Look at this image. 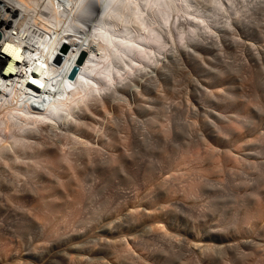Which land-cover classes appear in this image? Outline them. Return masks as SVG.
I'll return each mask as SVG.
<instances>
[{
  "label": "bare ground",
  "instance_id": "1",
  "mask_svg": "<svg viewBox=\"0 0 264 264\" xmlns=\"http://www.w3.org/2000/svg\"><path fill=\"white\" fill-rule=\"evenodd\" d=\"M113 1L115 0H96L93 21L81 23L78 30H72L67 24L77 10L78 0H0V192L3 191V196L11 206L18 205V210L23 208V201H20L26 195L31 194L37 198L41 204L40 209H43L45 225H50L49 230L48 227L46 229L48 232L53 226L52 213L55 212L56 199L62 194L67 195V189L71 185L76 184L80 188L90 185V180L73 177V174L90 173L103 167H107L109 171H120L126 164L123 159H128L127 162L140 155H153L154 152L160 155L166 152L168 118L164 108L159 111L156 109L154 99L161 96L170 70L168 37L179 42L185 39L183 31L174 32V17L180 10H185L186 16L190 15L189 5L183 3L191 0H167L170 12L166 13L168 15L163 14L161 18L156 12V0H129L137 9L134 18L118 22L101 21L99 15H107ZM210 2L214 5L211 6L210 3L208 10L224 6L223 0ZM148 35L152 37L154 44L148 41ZM102 40L109 47L104 46ZM63 44L65 47L61 49ZM121 45L133 50L127 52ZM59 53L65 57L63 65L57 67L52 64L51 59ZM84 55L86 58L80 61ZM107 62L110 64L109 68ZM74 65H78L79 79L69 80L66 74ZM97 69L107 72V83L90 75ZM82 80L84 86L95 87V94L79 91ZM257 86L264 91V82H258ZM69 101L75 105L66 115L58 118L47 116L58 105L69 107ZM101 161H104L103 165ZM173 172L174 170L167 172L172 179L175 177ZM122 173L131 181V175L134 174L132 171ZM249 179L252 180V177L244 178L242 183ZM256 186L257 192L251 193L254 205L247 202L244 213L238 209L230 216L224 215L223 223L234 219L232 227L226 228L218 224L215 211L219 206L215 201L211 200V208L203 211L200 232L208 229L209 235L216 236L222 242L228 241V244L198 246V251L195 250L192 254L188 251L191 255L179 254V248L175 250V243L168 239L171 230H174L170 219L166 220L167 215L165 219L163 214H157L158 205L167 206L161 202L167 201L170 192L165 189L163 196L147 199L142 204L138 200H129L133 211L124 217L125 222L132 223L133 226V223L138 222L145 227V231L155 233L156 239L168 242L166 246L161 247L162 244L153 248L161 255L155 256L157 261L152 262L151 253V256L140 252L136 254L146 248L145 238L131 234L133 238L127 239L126 234L134 231L130 232L128 228L117 235L118 239L106 241L102 245L103 249H114L113 254L124 264H171L177 258L179 264H264V251L259 250L258 241L245 244L242 251L237 250L238 243H230L231 237L237 234L244 237L252 232L258 235L264 233V174H261ZM79 194L77 192L68 196L64 217L76 212ZM169 205L171 211L180 206L187 209L185 203L180 201H172ZM141 206L143 207L139 209ZM99 209L95 212L103 211V208ZM256 212H259L260 218L249 227L251 220L248 215ZM25 214L20 217L12 215L17 218L10 222V227L6 225L9 231L0 227V241L7 234L21 236L24 233L29 220V216ZM174 215L171 220L180 222ZM31 218L37 223L41 222L37 215ZM53 230L46 232L47 235H51ZM179 230H176L178 235L182 234V230ZM123 236L127 240L124 241ZM197 240L201 241L203 238ZM36 245H30L31 250L28 245L30 253H27L26 258L18 256V264H32L36 253L48 246L45 243L42 246L40 244V247ZM18 247L15 248V254Z\"/></svg>",
  "mask_w": 264,
  "mask_h": 264
},
{
  "label": "rangeland",
  "instance_id": "2",
  "mask_svg": "<svg viewBox=\"0 0 264 264\" xmlns=\"http://www.w3.org/2000/svg\"><path fill=\"white\" fill-rule=\"evenodd\" d=\"M210 3L214 5L210 0L184 2L183 5H189L190 15L186 16L185 10H180L173 20L174 32L183 31L185 39L179 42L168 37L170 70L161 96L154 99L156 109L159 111L164 108L168 118L166 152L140 155L127 162L128 159H123L126 164L122 166V172L134 173L131 181L120 172L121 169L109 171L107 167L90 173L73 174V177L90 180V185L86 184L82 188L71 185L67 195L62 194L56 199L55 212L52 213L54 230L50 228L54 232L51 235L46 233L50 225H45L43 209H40L37 198L26 195L20 201H23V208H20L23 211L19 212L18 205L11 206L3 191L0 192L1 228L8 230L10 222L24 213L29 216L21 236L7 234L0 241V264H18V256L26 258L31 246L37 244L36 247H40L43 243L48 246L36 253L32 264H102L104 259V264L107 261V264H118V260L121 261L119 264H124L113 254L114 249L105 250L102 245L106 241L118 239L117 235L127 228L130 232L134 230L126 234L127 239L137 234L145 238L146 250L136 248L139 250H135L136 254H153L152 262L157 261L155 256L161 255L153 248L162 244L161 247L166 246L168 242L156 239L155 233L145 231V227L138 222L133 223L135 226L125 222L124 217L133 211L129 200H138L142 204L147 199L163 196L162 192L166 190L171 193L166 202H161L167 206L158 205L157 214H163L165 219L168 216L166 220L170 219L175 232L170 229L172 235L169 236L173 239H168L175 243V250L179 248V254L188 256L198 251V246L229 243L209 235L206 228L200 232L202 214L211 208L210 201H215L219 206L215 211L218 224L226 228L234 226V219L223 223L224 215L230 216L238 209L244 213L247 202L255 204L251 193L257 192L258 179L264 174V91L257 86L258 82H264V0H223L222 8L208 10ZM205 10L207 12L204 13ZM245 159L250 161L246 162ZM173 170L175 177L172 179L167 172ZM113 171L117 174L112 175ZM248 177H252V180L243 184L242 180ZM77 192L80 198L76 212L64 217L68 196ZM172 201L185 203L187 209L180 206L175 212L171 211L168 207ZM99 208H103V211L95 212ZM174 214L180 222L171 220ZM34 215L41 219L40 223L31 218ZM248 216L251 220L249 227L260 218L259 212ZM178 229L182 230V234L178 235ZM249 235L232 236L230 243H238L237 250L242 251L245 244L258 241V248L263 252L264 233L258 235L252 232ZM126 237H122L124 241ZM200 237L203 240H197ZM17 247L19 250L16 255ZM174 261L171 264H179L178 258Z\"/></svg>",
  "mask_w": 264,
  "mask_h": 264
},
{
  "label": "water",
  "instance_id": "3",
  "mask_svg": "<svg viewBox=\"0 0 264 264\" xmlns=\"http://www.w3.org/2000/svg\"><path fill=\"white\" fill-rule=\"evenodd\" d=\"M1 32H0V38H1ZM77 70H78V68L77 67H75L74 68V70H73V72H72V75H71V78H75V76H76V74H77Z\"/></svg>",
  "mask_w": 264,
  "mask_h": 264
},
{
  "label": "snow or ice",
  "instance_id": "4",
  "mask_svg": "<svg viewBox=\"0 0 264 264\" xmlns=\"http://www.w3.org/2000/svg\"><path fill=\"white\" fill-rule=\"evenodd\" d=\"M34 83H35V81H34Z\"/></svg>",
  "mask_w": 264,
  "mask_h": 264
}]
</instances>
